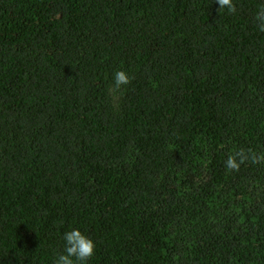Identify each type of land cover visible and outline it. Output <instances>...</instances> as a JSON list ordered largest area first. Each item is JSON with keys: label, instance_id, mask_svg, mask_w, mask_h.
I'll list each match as a JSON object with an SVG mask.
<instances>
[{"label": "trees", "instance_id": "trees-1", "mask_svg": "<svg viewBox=\"0 0 264 264\" xmlns=\"http://www.w3.org/2000/svg\"><path fill=\"white\" fill-rule=\"evenodd\" d=\"M233 3L0 0V264L73 229L84 264H264V162L226 167L264 155V0Z\"/></svg>", "mask_w": 264, "mask_h": 264}, {"label": "clouds", "instance_id": "clouds-1", "mask_svg": "<svg viewBox=\"0 0 264 264\" xmlns=\"http://www.w3.org/2000/svg\"><path fill=\"white\" fill-rule=\"evenodd\" d=\"M218 12L227 8L235 12L236 7L233 0H216ZM256 19L260 22L259 27L264 31V7L256 14ZM115 87L119 89L121 85L130 83V77L125 71H118L114 74ZM250 161L253 164L264 162V155H256L251 150L247 152L240 149L234 155H230L226 161V167L231 170H239L241 164ZM65 250L59 255L56 264H84L95 252V242L85 235L80 229H73L64 234Z\"/></svg>", "mask_w": 264, "mask_h": 264}]
</instances>
